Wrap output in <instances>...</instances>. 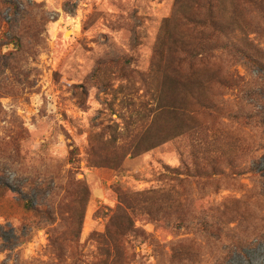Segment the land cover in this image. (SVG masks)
<instances>
[{
	"label": "rangeland",
	"instance_id": "1",
	"mask_svg": "<svg viewBox=\"0 0 264 264\" xmlns=\"http://www.w3.org/2000/svg\"><path fill=\"white\" fill-rule=\"evenodd\" d=\"M174 12L0 0V264H264V72L218 52L240 81L219 89L224 111L149 127L140 101ZM237 16L264 65V8Z\"/></svg>",
	"mask_w": 264,
	"mask_h": 264
},
{
	"label": "trees",
	"instance_id": "2",
	"mask_svg": "<svg viewBox=\"0 0 264 264\" xmlns=\"http://www.w3.org/2000/svg\"><path fill=\"white\" fill-rule=\"evenodd\" d=\"M224 6L223 0H175L174 19L181 32L177 36L165 34L158 43L152 79L145 80L148 98L140 101V108L147 113V118L153 115L149 127L157 121L156 117L166 112L206 116L224 111L226 101L219 89L222 92L224 88H238L240 81L230 77L228 72L222 73L216 66V61L221 58L218 52L242 57L256 67L257 72H264V65L254 54L259 52L257 46L246 35L238 34L246 29L237 16L239 9H245L249 14L263 9L264 0H234L228 9ZM222 13L229 16L222 18ZM201 70L208 71L210 76L207 79L201 77ZM130 92L135 91L130 88ZM255 118L260 117L251 114L243 121L251 125ZM262 124L264 126V122ZM167 139L159 131L148 140L154 141L156 146Z\"/></svg>",
	"mask_w": 264,
	"mask_h": 264
}]
</instances>
